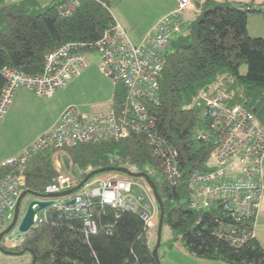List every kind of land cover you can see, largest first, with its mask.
I'll use <instances>...</instances> for the list:
<instances>
[{
    "label": "trees",
    "instance_id": "trees-1",
    "mask_svg": "<svg viewBox=\"0 0 264 264\" xmlns=\"http://www.w3.org/2000/svg\"><path fill=\"white\" fill-rule=\"evenodd\" d=\"M67 2L0 0V95L6 83L2 72L5 66L29 74L41 73L52 47L68 41L94 42L117 22L108 7L109 0H80L71 15L61 14ZM262 5L202 0L188 18L184 16L182 31L172 37L160 78L158 103L151 104V108L160 133L178 150L181 172L176 185H169L161 177L160 156L147 137L132 133L119 139L42 149L30 157L24 169V198L32 192L49 193L47 186L59 175L54 155L63 168L76 167L81 179L102 167L128 168L134 176L150 177L163 203L160 214L163 211L164 224L189 252L229 264H264V245L256 236L236 244L219 233L243 222L233 220L220 206L206 209L189 204L191 175L210 167L214 147L211 139L197 136V126L204 119L196 105L200 92H225L228 105L247 107L264 125V36H254L248 30V14H264ZM243 62L247 64L246 73L240 72ZM124 91L116 83L115 98H121ZM106 172L94 174L90 180ZM93 206L98 230L89 238L77 214L51 206L20 244L6 246L0 240V245L17 253L30 251L36 256V264H160L139 213L117 210L98 200Z\"/></svg>",
    "mask_w": 264,
    "mask_h": 264
},
{
    "label": "built area",
    "instance_id": "built-area-1",
    "mask_svg": "<svg viewBox=\"0 0 264 264\" xmlns=\"http://www.w3.org/2000/svg\"><path fill=\"white\" fill-rule=\"evenodd\" d=\"M176 1V7L138 44L116 22L94 42L68 41L52 47L41 73L29 74L10 66L3 68L6 83L0 95V123L20 87L40 97L53 96L87 66V50L99 52L100 70L125 91L121 98H112L110 110L86 114L75 105L67 106L55 125L34 143L20 154L0 160V233L8 226H5L6 220L15 215L26 181L24 169L28 160L49 146L62 149L79 143L124 138L132 133L144 134L160 156L163 179L172 186L178 183L181 172L178 150L160 133L151 108V104L158 103L160 78L172 37L186 25L184 11L191 4V0ZM79 2L68 0L60 13L71 15ZM226 98L227 94L222 91L214 94L202 91L196 100L204 118L197 126V136L211 139L214 147L209 156L210 167L197 169L191 175L189 204L206 209L220 206L233 220L243 222L219 232L233 243L241 244L256 236V215L264 192V125L247 107L228 105ZM58 159L54 155L59 175L47 186L49 193L66 192L81 180L66 173L58 165ZM72 198L75 202L67 205L65 201ZM96 200L117 210L137 212L148 231L157 230L160 204L150 182L141 176L127 173L97 176L73 193L55 197L51 206L77 214L82 220L84 235L89 238L98 230L93 206ZM47 214L48 210L36 214L35 225Z\"/></svg>",
    "mask_w": 264,
    "mask_h": 264
},
{
    "label": "rangeland",
    "instance_id": "rangeland-1",
    "mask_svg": "<svg viewBox=\"0 0 264 264\" xmlns=\"http://www.w3.org/2000/svg\"><path fill=\"white\" fill-rule=\"evenodd\" d=\"M152 17L153 6L151 3L148 9L145 8V5H142L140 9H135L131 17H128V24H125V27L128 28V35L133 43H139L141 36L138 33H140L141 29L150 26ZM251 23L252 25L254 24L252 20ZM86 54L88 65L84 72L67 82L66 86L57 93L58 99L53 101L52 98H41L27 88L19 89L9 106L8 119L5 117V120H8V124L3 121L0 124L1 148L22 145L32 136L39 134L45 125L49 123L53 106L79 105L84 112L89 113L102 109L108 99H112L113 96H110L113 93V89H115L116 82L114 79L104 75L100 70L99 52L96 50L88 51ZM246 71L247 64L243 62L240 65V72L246 73ZM64 168V171L69 175L78 177V169L76 167L71 169ZM113 174L124 175L126 173L118 171L113 172L111 175ZM107 175L103 174L101 176ZM159 176L160 174L155 178H159ZM29 197L27 196L23 199L21 213L26 208ZM13 218L7 219L5 226L9 225ZM149 235L151 243L155 245L157 242V230H150ZM23 237L24 233L20 232L15 226L1 241L6 246H12L10 245L11 243H8V240L19 242ZM157 254L162 264H229L222 260L195 256L189 252L180 238L176 239L174 237L167 224L163 225L161 244L158 247ZM32 259L30 251L14 254L0 250V264H31Z\"/></svg>",
    "mask_w": 264,
    "mask_h": 264
},
{
    "label": "crops",
    "instance_id": "crops-1",
    "mask_svg": "<svg viewBox=\"0 0 264 264\" xmlns=\"http://www.w3.org/2000/svg\"><path fill=\"white\" fill-rule=\"evenodd\" d=\"M40 1L41 2H49L51 0H40ZM201 1L202 0H191V4L184 11V16L186 18H188L189 15H190V12L193 11V10H195V9H197V6H196L197 2H201ZM232 1H234V2H251L252 1V2H254V6H256V7L257 6L262 7L263 6L262 4L264 3V0H232ZM150 3L153 6V17L151 18L150 26L149 27L148 26L145 27V29L144 28L141 29L140 33H138L139 36H141L140 41H139V43H140L146 37V35L148 34V32L151 30V28L164 15H166L169 12H171L176 7L177 1L176 0H152V1L151 0H109L108 7L110 8V10H111L113 16L115 17L116 21L122 26V28L126 31V33L128 35V28L125 27V24H128L127 23L128 17H131V15H133L135 9H140V7L142 5H145V8L148 9V7L150 6ZM251 20L254 23L253 25L251 23ZM248 30H249L250 34H252V35H262V36H264V14H263V12H261V11H252V12H250L248 14ZM128 37H129V35H128ZM87 65H88V62H87ZM84 70H82L81 74L84 72ZM21 88H25V87H20L19 89H21ZM115 88H116V83H115ZM19 89H18V91H19ZM61 89H63V87L60 88L51 97H41V98H46V99L47 98L48 99L49 98H52V100L54 101V100H56V99L59 98V97H57V93ZM17 92H16V94H17ZM113 93H115V89H113ZM113 93H112V95L110 97H112V96L114 97ZM16 94H15V96H16ZM15 96H14V98H15ZM111 100L112 99H108L107 103L105 104L104 107H102V109H97V110H95L93 112H89V113L84 112L79 105L77 106V108H78V110H80L83 113L92 114V113L97 112V111H100V110L109 109L110 108ZM67 106H64V105H62V106H53L52 116H51V119H50L49 123L47 125H45V127L39 132V134H37L35 136H32L29 140L25 141L22 145H18V146H5V147H2V148L0 146V160H6V159H8V158H10L12 156L18 155L25 148H27L32 143H34L35 140L38 138L39 135H41L44 132L50 130L55 125V123L58 120L60 114L63 112V110ZM7 114H8V112L6 113V115L2 119V121L3 122H6V123H7L8 120H5V117L7 119L9 117V116H7ZM58 165H61L59 159H58ZM61 168L63 169L62 165H61ZM112 173L113 172H106V173L99 174L97 176H101L103 174L111 175ZM26 206H27V204H26ZM255 233H256V237L264 245V192H263V195H262V197L260 199V204H259L258 212H257V215H256ZM6 239H8V238H6ZM8 243H11L10 245L14 246V245L20 244L21 241H19V242H12V241H9L8 240Z\"/></svg>",
    "mask_w": 264,
    "mask_h": 264
},
{
    "label": "water",
    "instance_id": "water-1",
    "mask_svg": "<svg viewBox=\"0 0 264 264\" xmlns=\"http://www.w3.org/2000/svg\"><path fill=\"white\" fill-rule=\"evenodd\" d=\"M110 170H116V171H120V172H124V173L133 175V172L130 171L128 168L112 167V166L102 167V168H99V169H96V170L89 172L84 178H82L80 180V182L77 186L67 190L65 193L70 194V193H73L75 190L81 188L83 185H85L90 180V178L94 174L106 172V171H110ZM144 177L147 180H150V177L148 175L144 174ZM153 188H154V191L158 197L157 189L154 185H153ZM25 194H26L25 192H22V194L19 198L18 204L16 206V209H15V215H14L13 221L3 231H1L0 240H2L7 235V233H9L15 226H17V228L19 229L20 232H22L24 234L27 233L29 230H31L35 226V221H34L35 215L38 213H43L44 211H47L48 208L54 203L55 197L60 196L59 193H48L47 195H42V194L32 192L31 196L28 198L26 208L21 213V204H22V201L24 199ZM158 201H159L160 207L162 209L163 203L160 200V198H158ZM74 202H75L74 198L65 201V203L67 205L73 204ZM34 205H36V207H34ZM163 225H164V216H163V211H161L160 219H159V223H158V227H157V242L153 248V254H154L156 260L160 264H162V263L158 258L157 250H158L159 245L161 244ZM0 250L4 251L6 253H17L16 251L5 249L2 245H0ZM25 251L26 250L23 249L18 253H23ZM32 256H33V260H32L31 264H36V256L33 254H32Z\"/></svg>",
    "mask_w": 264,
    "mask_h": 264
},
{
    "label": "bare ground",
    "instance_id": "bare-ground-1",
    "mask_svg": "<svg viewBox=\"0 0 264 264\" xmlns=\"http://www.w3.org/2000/svg\"><path fill=\"white\" fill-rule=\"evenodd\" d=\"M66 43H67V42H66ZM88 51H95V50H87V51H85V54H86ZM86 60H87V59H86ZM86 67H87V66H86ZM86 67H85V68H86ZM85 68H84V69H85ZM84 69H83V70H84ZM110 109H111V107H110L109 109H106V110H110ZM106 110H103V111H106ZM133 176H134V175H133ZM148 181H149V180H148ZM152 187H153V186H152ZM153 189H154V188H153ZM154 192H155V191H154ZM155 194H156V193H155ZM156 196H157V195H156ZM157 198H158V197H157Z\"/></svg>",
    "mask_w": 264,
    "mask_h": 264
}]
</instances>
